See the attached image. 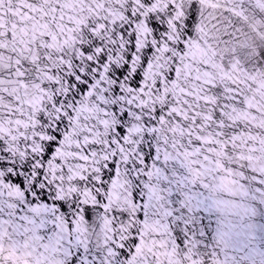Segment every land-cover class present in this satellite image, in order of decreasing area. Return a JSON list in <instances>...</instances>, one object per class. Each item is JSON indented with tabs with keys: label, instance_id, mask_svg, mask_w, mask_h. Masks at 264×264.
I'll use <instances>...</instances> for the list:
<instances>
[{
	"label": "snow or ice",
	"instance_id": "6c2138e0",
	"mask_svg": "<svg viewBox=\"0 0 264 264\" xmlns=\"http://www.w3.org/2000/svg\"><path fill=\"white\" fill-rule=\"evenodd\" d=\"M0 264H264V0H0Z\"/></svg>",
	"mask_w": 264,
	"mask_h": 264
}]
</instances>
